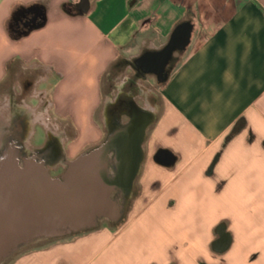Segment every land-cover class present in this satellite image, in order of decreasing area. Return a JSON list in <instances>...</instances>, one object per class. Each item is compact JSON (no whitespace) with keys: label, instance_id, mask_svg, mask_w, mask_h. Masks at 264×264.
I'll return each instance as SVG.
<instances>
[{"label":"crops","instance_id":"1","mask_svg":"<svg viewBox=\"0 0 264 264\" xmlns=\"http://www.w3.org/2000/svg\"><path fill=\"white\" fill-rule=\"evenodd\" d=\"M35 9L42 25L12 31ZM122 97L149 119L129 194L11 264H264V0H0V160L54 141L32 158L59 179L131 123L109 119Z\"/></svg>","mask_w":264,"mask_h":264},{"label":"water","instance_id":"2","mask_svg":"<svg viewBox=\"0 0 264 264\" xmlns=\"http://www.w3.org/2000/svg\"><path fill=\"white\" fill-rule=\"evenodd\" d=\"M40 17L39 9L32 11L30 29ZM171 55L169 46L150 59L154 68L149 70L163 73ZM148 121L132 120L102 145L69 162L59 179H52L34 158L20 161L19 149L6 151L0 160V264L26 246L92 229L109 216L118 204L112 195L120 192L125 199L132 188ZM156 161L170 166L174 158L159 152Z\"/></svg>","mask_w":264,"mask_h":264},{"label":"flooded vegetation","instance_id":"3","mask_svg":"<svg viewBox=\"0 0 264 264\" xmlns=\"http://www.w3.org/2000/svg\"><path fill=\"white\" fill-rule=\"evenodd\" d=\"M31 20H32V15H26L23 18L19 19L17 21V23L15 24V26L17 27L18 30H23L26 28H29L30 26H32L31 24ZM144 61L143 62H138L137 63V67L135 66L136 70L138 71V74H142L141 70L142 67H144ZM139 66V67H138ZM156 66V64H155ZM155 73L158 74V72L156 71ZM162 78V75H158L157 79ZM140 113H144L142 110H138L134 104L132 103L131 100H129L128 98H121L119 99V101L115 104V107L110 110V115L111 117L109 119L111 120H116L118 119V115L122 114L123 116H126L124 118L128 117H132V120L136 119L138 116L137 114ZM137 116V117H136ZM128 125H126L125 127H127ZM111 132H108V134L106 135V139L105 142L107 141V138L110 137L113 134H116L115 132H113V130H115V127H110ZM55 146V142L52 141L48 144L47 148L41 152H36V151H31L30 154L28 156H21L20 161H22L23 158H29L32 159V156L37 154L40 155L42 159H46V160H50L52 158L51 155H53V157L56 159L59 157L60 155V151L54 147ZM51 156V158H50ZM101 221V220H100ZM99 223V221H98Z\"/></svg>","mask_w":264,"mask_h":264},{"label":"rangeland","instance_id":"4","mask_svg":"<svg viewBox=\"0 0 264 264\" xmlns=\"http://www.w3.org/2000/svg\"><path fill=\"white\" fill-rule=\"evenodd\" d=\"M106 81L104 80V93H107V87L108 88H110V90H112L113 92H115V86L117 87V88H119L120 87V81L118 82V84H114L113 82H109L108 83V85H107V83H105ZM145 88V91H147V90H151L152 89V87H150V86H146V87H144ZM106 89V90H105ZM156 93H154V96L153 95H149V101H150V104H151V106L153 107V108H155L156 107V104H157V98L158 97H156V95H155ZM105 97H106V95H105ZM139 104H142V102H141V100H139ZM37 116H39V114L38 115H32V121L33 120H36L37 119ZM39 117H41V116H39ZM97 120H99V121H102L103 120V118L101 117V113L99 112L98 114H97ZM60 134V133H59ZM71 134H73V133H71ZM24 155L25 156H28L29 154H25L24 153ZM23 154H22V156H24ZM99 226H101L102 225V222L101 223H99L98 224ZM51 240H46V241H41V242H39V243H37V244H34V245H30V246H26V247H24V248H22V249H20V250H18L16 253H14L4 264H11L18 256H22V255H24V254H28V253H31L32 252V249H34V248H39V247H43V246H45L48 242H50Z\"/></svg>","mask_w":264,"mask_h":264},{"label":"trees","instance_id":"5","mask_svg":"<svg viewBox=\"0 0 264 264\" xmlns=\"http://www.w3.org/2000/svg\"><path fill=\"white\" fill-rule=\"evenodd\" d=\"M42 23H43V16L41 14V21L38 24H36V25L39 26V25H42ZM14 28H15V22L12 23V31L15 30ZM26 32L27 31L24 30L22 33H26Z\"/></svg>","mask_w":264,"mask_h":264}]
</instances>
